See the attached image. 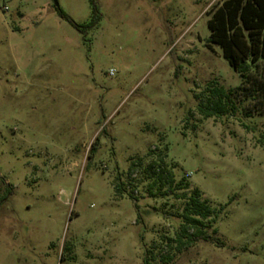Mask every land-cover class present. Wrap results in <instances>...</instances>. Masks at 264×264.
<instances>
[{
	"label": "rangeland",
	"instance_id": "obj_1",
	"mask_svg": "<svg viewBox=\"0 0 264 264\" xmlns=\"http://www.w3.org/2000/svg\"><path fill=\"white\" fill-rule=\"evenodd\" d=\"M57 2L0 0V264H264V60L236 110H198L242 84L209 46L223 0H95L93 26ZM161 159L187 186L151 188ZM195 190L213 239L179 250Z\"/></svg>",
	"mask_w": 264,
	"mask_h": 264
},
{
	"label": "trees",
	"instance_id": "obj_2",
	"mask_svg": "<svg viewBox=\"0 0 264 264\" xmlns=\"http://www.w3.org/2000/svg\"><path fill=\"white\" fill-rule=\"evenodd\" d=\"M90 1L93 5V18L86 26H93L102 16L95 0ZM59 13L70 19L63 10L59 9ZM75 25L82 27L79 24ZM208 25L211 30L209 46L214 43L222 49L223 57L239 74L242 84L238 88L229 90L224 86H211L206 99L198 105L199 112L206 118L225 116L236 110L235 97L240 90L246 89L245 85L250 84L253 67H258V63L264 60V0H223L220 6L212 10ZM255 79L258 87H254V93H257L264 87V82ZM147 169L156 175L151 188L158 185V191L161 192L169 184V189L164 192L165 195L172 193L175 187L187 186L183 180L176 184L174 174L164 166L163 159L154 160ZM115 188L121 195L125 190L124 183H117ZM150 193L157 195L153 194L152 190ZM131 197L136 198L132 194ZM216 213L217 210L209 204V201L201 198L200 191L195 190L180 215L182 224L173 240L177 248L183 250L199 240L213 239L214 233L208 232L207 228L210 218ZM163 259L169 260L171 256L165 255ZM145 263L151 264L148 258L145 259Z\"/></svg>",
	"mask_w": 264,
	"mask_h": 264
},
{
	"label": "water",
	"instance_id": "obj_3",
	"mask_svg": "<svg viewBox=\"0 0 264 264\" xmlns=\"http://www.w3.org/2000/svg\"><path fill=\"white\" fill-rule=\"evenodd\" d=\"M55 4L58 6V2H57V0H55Z\"/></svg>",
	"mask_w": 264,
	"mask_h": 264
}]
</instances>
